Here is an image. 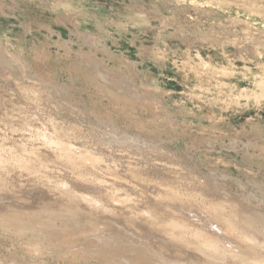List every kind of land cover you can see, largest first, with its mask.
Returning <instances> with one entry per match:
<instances>
[{
  "label": "rangeland",
  "instance_id": "rangeland-1",
  "mask_svg": "<svg viewBox=\"0 0 264 264\" xmlns=\"http://www.w3.org/2000/svg\"><path fill=\"white\" fill-rule=\"evenodd\" d=\"M263 17L264 0H0V264H113L114 252L157 264L161 250L212 264L182 244H214L203 216L219 201L239 234L254 233L251 216L264 226V127H250L264 126ZM168 217L187 223L182 239L159 230ZM231 238L227 255L259 264Z\"/></svg>",
  "mask_w": 264,
  "mask_h": 264
},
{
  "label": "bare ground",
  "instance_id": "bare-ground-1",
  "mask_svg": "<svg viewBox=\"0 0 264 264\" xmlns=\"http://www.w3.org/2000/svg\"><path fill=\"white\" fill-rule=\"evenodd\" d=\"M207 2H208V0H207ZM261 8V7H260ZM243 9H245V8H243ZM263 9V8H262ZM259 11V10H258ZM140 12V11H139ZM248 12V11H247ZM259 12H261V11H259ZM246 13V12H245ZM252 14H255V13H252ZM251 15V14H250ZM261 16H262V14H260ZM254 16V15H253ZM251 17V16H250ZM240 18H241V16H240ZM260 18V17H259ZM264 18V17H263ZM256 19V18H255ZM126 21V20H125ZM132 21V20H131ZM130 21V22H131ZM134 21V20H133ZM132 21V22H133ZM130 22H128V23H130ZM137 22V21H136ZM147 22V21H146ZM146 22H145V20H143L141 17L140 18H138V25H139V31L141 30V29H144V28H146ZM109 23V22H108ZM121 24H123V22L121 23ZM136 24V26H137V23H134V25ZM133 25V26H134ZM247 25V24H246ZM248 26V25H247ZM205 28V27H204ZM147 29V28H146ZM249 30V29H248ZM105 31V30H104ZM254 33H255V31H254ZM247 34H249V33H247ZM162 35V34H161ZM159 37L160 36V33H155L154 34V37ZM220 37V36H219ZM235 38V37H234ZM190 41V40H189ZM228 44V43H227ZM173 46H175L174 45V43L172 44ZM226 45V44H225ZM237 45V44H236ZM177 47V46H176ZM202 57V56H201ZM199 58V57H198ZM201 60V59H200ZM206 63V62H205ZM204 63V64H205ZM206 67V66H205ZM205 69V68H204ZM223 69H225V68H223ZM247 69V68H246ZM246 73V72H245ZM19 75V74H18ZM244 76V75H243ZM248 80V79H247ZM260 80H263V79H260ZM260 82V81H259ZM20 84V83H19ZM237 85V84H236ZM243 85V84H242ZM52 86V85H51ZM259 86V85H258ZM257 86V87H258ZM53 87V86H52ZM241 87V86H240ZM243 87H245V86H243ZM256 88V87H255ZM260 88H261V86H260ZM54 89V88H53ZM237 89H239L238 87H237ZM229 90V89H228ZM241 90H244V88H240V92H241ZM245 91V90H244ZM53 92H54V90H53ZM223 92V91H222ZM232 92V91H231ZM247 92H249V91H247ZM255 92V91H254ZM18 93V92H17ZM234 93V92H233ZM245 93V92H244ZM264 93V92H263ZM230 94V93H229ZM238 94H240V93H238ZM243 94V93H242ZM249 94V93H248ZM255 94V93H254ZM7 95H9L8 93H5L4 91H1L0 92V98L2 97V98H4V97H7ZM63 95V94H62ZM241 95V94H240ZM250 95V94H249ZM12 96V95H11ZM230 96V95H229ZM241 96H244V95H241ZM248 96V95H247ZM254 96V95H253ZM252 96V97H253ZM237 97V96H236ZM249 97V96H248ZM254 98H255V96H254ZM247 99H249V98H247ZM240 105V104H239ZM108 121V120H107ZM161 124V123H160ZM49 125V124H48ZM38 126V125H37ZM250 127H251V130H253V131H262L261 129H263V124H262V122H255V123H252L251 125H250ZM46 129V128H45ZM53 132H54V130H52ZM138 132V131H137ZM262 133V132H261ZM54 134V133H53ZM263 134V136H262V138H264V132L262 133ZM41 135V134H40ZM146 136V135H145ZM144 136V137H145ZM146 138V137H145ZM148 138V137H147ZM34 139V138H33ZM113 141H114V139H113ZM144 141V140H143ZM61 142H63V140H61V139H59V143H61ZM41 143V142H40ZM63 144V143H62ZM67 144V143H66ZM64 145V144H63ZM70 145V144H69ZM157 145V144H156ZM60 146V145H59ZM247 146H248V144H247ZM157 147V146H156ZM56 148V147H55ZM65 148H67V147H65ZM77 148V147H76ZM25 149L27 150V147H25ZM30 149V148H29ZM21 150H23V149H21ZM46 150V149H45ZM30 151V150H29ZM69 151V150H68ZM12 152V151H11ZM35 152V151H34ZM37 152V151H36ZM39 152V151H38ZM1 153V152H0ZM22 153H23V151H22ZM24 153H25V151H24ZM30 153V152H29ZM246 153V152H245ZM19 154V153H18ZM26 154V153H25ZM13 155V154H12ZM175 155V154H174ZM243 155H245L246 157H255L254 156V154H243ZM34 156V155H33ZM20 157H22V156H20ZM69 157H71V156H69ZM86 157H87V154H86ZM115 157V156H114ZM240 157V156H239ZM242 157V156H241ZM94 158H96V157H94L93 156V159ZM243 158V157H242ZM82 159H84V157L82 158ZM257 159V158H256ZM1 160V159H0ZM22 160V159H21ZM47 160H49V159H47ZM53 160V159H52ZM71 160H72V158H71ZM78 160V159H77ZM76 160V161H77ZM54 161V160H53ZM81 161V160H80ZM78 162V161H77ZM21 163V162H20ZM19 163V164H20ZM22 163H23V161H22ZM34 163V162H33ZM18 164V163H17ZM61 164V163H60ZM9 165V164H8ZM11 165V164H10ZM14 165V164H13ZM12 165V166H13ZM32 165V164H31ZM17 166V165H16ZM34 166V165H33ZM36 166V165H35ZM11 169V168H10ZM13 169H14V167H13ZM32 170V169H31ZM31 173V172H30ZM144 174V173H143ZM107 178V177H106ZM114 177H112V179H113ZM114 180V179H113ZM115 181V180H114ZM2 183H3V181H1ZM69 183V182H68ZM67 184V183H66ZM73 184V183H72ZM94 184V183H93ZM101 184V183H100ZM65 186V185H64ZM170 186V185H169ZM67 188L68 187H72V186H66ZM66 187H65V189H66ZM169 188V187H168ZM113 189V188H112ZM170 189V188H169ZM116 191V190H115ZM74 192H75V190H74ZM114 192V191H113ZM141 192V191H140ZM166 192V191H165ZM68 193H70V192H68ZM72 193V192H71ZM81 193V192H80ZM168 193V192H167ZM74 194V193H73ZM83 194V193H82ZM110 196H108V198L110 197V198H112V199H114L115 197L112 195L111 196V194H109ZM123 195V194H122ZM173 195V194H172ZM81 196V195H80ZM79 196V197H80ZM85 196H87L88 197V195H85ZM84 196V197H85ZM142 196V195H141ZM230 196V195H229ZM74 197V196H73ZM76 197H78V196H76ZM75 197V198H76ZM82 197L83 196H81V200H82ZM83 197V198H84ZM121 197V196H120ZM125 197V199L123 200V199H121V200H123L122 202L124 203V204H126L127 206H128V208H133V206L135 205V201L131 198V197H127V196H124ZM109 198V200H111ZM1 199V198H0ZM77 199V198H76ZM86 201H87V203L89 204V203H91L92 205L93 204H96V207H97V205H99L98 207H100V208H102V210H103V208H109V206H110V203H109V201H106L105 203H100V204H97L100 200L95 196V195H93V196H91L90 198L88 197V198H84ZM84 199L82 200V201H84ZM116 199V198H115ZM171 199V198H170ZM218 199V198H217ZM46 200H47V198H46ZM232 200V199H231ZM69 201V200H68ZM67 201V202H68ZM70 201H73L74 202V200H70ZM69 201V202H70ZM76 201V200H75ZM78 201V200H77ZM82 201H81V203H82ZM137 201V200H136ZM181 201H182V199H181ZM69 202L67 203V204H69ZM72 202V204H74ZM171 202H173V201H171ZM231 202V201H230ZM84 203V202H83ZM114 203V202H113ZM185 203V202H184ZM50 204H52V203H50ZM70 204H71V202H70ZM69 204V205H70ZM76 204V203H75ZM85 204H86V202H85ZM140 204V203H139ZM179 207L182 209V210H184V211H186V212H184L183 214H185V213H187L186 215H184V217H186V218H188L189 217V215L191 216V217H195L196 218V220H198V221H200L201 220V218H200V215L199 214H197V212L195 211V212H192V210H190V208L189 209H185V208H182V206H184L181 202H179ZM189 204V203H188ZM80 205V204H79ZM155 205V204H154ZM187 205V204H186ZM206 205V204H205ZM86 206V205H85ZM114 206V205H113ZM188 206V205H187ZM197 206V205H196ZM237 206V205H236ZM71 207V206H70ZM93 207H94V205H93ZM116 207V206H115ZM149 207V206H148ZM3 208V207H2ZM76 208H77V206H76ZM95 208V207H94ZM111 208V207H110ZM147 208V207H146ZM229 208H231V205H230V203H226V202H224V201H219V202H217V203H211V204H209V208H208V211L206 212V214H204V216H203V218L205 219V222L209 225V227H207V229H206V232H207V235L209 236V237H211V238H214V244L213 245H210V244H208V242H207V239H205L204 240V242H200V244L199 243H197V242H193V243H190V242H186V243H188L190 246H188V245H186V243H183L182 244V247H186V248H188V249H191L192 248V253H196V255H198L199 256V258H201L202 260H204L205 258V260H207V258H211V259H215V260H217V262H215L214 261V263H212V264H248V262H249V260L247 259V258H245V257H243V256H239V257H236V258H234V256L233 257H230L229 255H227V253H225V250L224 249H226V250H228V248H230L231 249V247L232 246H234L235 247V244L234 243H236L235 242V239H233V238H231V235L234 233V235H235V233L237 234V236L238 237H242L243 239H245V240H247V241H249V243L251 244V245H253V246H255L256 247V251H255V253H254V257H253V259L255 260L254 262H257V263H259V264H264V248L261 250V252H259V250H258V248H260L261 247V243L263 242L264 243V230H263V227L264 226H262L261 225V227H258L257 226V224H256V226H255V224L254 223H256V222H254L255 221V219H252L253 218V216H251V221L250 222H246L245 220L243 221L244 223H247V225H248V227H252V229L254 230V233H250L249 235H246V234H239L240 232H237V231H239L240 230V228L237 226V221L239 222L241 219H239V215H237V214H239V213H236L235 212V214H231V213H229L228 212V209ZM234 208V207H233ZM242 208V207H241ZM1 209V208H0ZM4 209V208H3ZM2 209V210H3ZM78 209V208H77ZM205 209V208H204ZM2 210H0V215H2ZM107 211H108V209H106ZM118 210V209H117ZM145 210V209H144ZM199 210V209H198ZM206 210V209H205ZM234 210V209H233ZM75 211V210H74ZM78 211H80V209L78 210ZM83 211V210H82ZM85 211V210H84ZM101 211V210H100ZM105 211V210H104ZM111 211H112V209H111ZM128 211V210H127ZM154 211V210H153ZM235 211V210H234ZM239 211H241V210H239ZM21 212V211H20ZM59 212V211H58ZM68 212V211H67ZM97 212H98V210H97ZM101 212H103V211H101ZM129 212V211H128ZM138 212V211H137ZM145 212V211H144ZM232 212V211H231ZM258 212V211H257ZM28 213V212H27ZM60 213H63V212H60ZM78 213V212H77ZM104 213H106V211L104 212ZM108 213V212H107ZM110 213V212H109ZM241 213H244L243 211L242 212H240V214ZM23 214V213H22ZM24 214H25V212H24ZM79 214V213H78ZM83 214H85V213H83ZM103 214V213H102ZM61 215V214H60ZM59 215V216H60ZM70 215V214H69ZM69 215H67V217L66 218H68V216ZM80 215V214H79ZM177 215V214H176ZM252 215V214H251ZM5 216V215H4ZM3 216V217H4ZM8 216V215H7ZM61 216H63V215H61ZM60 216V217H61ZM66 216V215H65ZM76 216V215H75ZM145 216V215H144ZM168 216V215H167ZM77 217V216H76ZM76 217H75V219H76ZM113 217V216H112ZM162 217V216H161ZM245 217V216H244ZM2 218V217H1ZM6 218V217H5ZM59 218V217H58ZM63 218H65V217H62V220H63ZM70 218V217H69ZM114 218V217H113ZM120 220L122 221V222H125V221H129L128 219H126L125 218V216H122V215H120ZM152 218V217H151ZM180 218V217H179ZM241 218H242V216H241ZM44 219V218H43ZM46 219H47V217H46ZM51 219V218H50ZM73 219V218H72ZM77 219H79L78 217H77ZM76 219V220H77ZM146 219H148V218H146ZM154 219V218H153ZM48 220H49V217H48ZM55 220V219H54ZM56 220H57V218H56ZM61 220V219H60ZM67 220V219H66ZM65 220V221H66ZM1 221H3V220H1ZM44 221H46V220H44ZM59 221V220H58ZM68 221V220H67ZM162 221V220H161ZM50 222V221H49ZM53 222V221H52ZM63 222V221H62ZM119 222V221H118ZM2 223V222H1ZM18 223V222H17ZM48 223V222H47ZM69 223V222H68ZM70 223H72V222H70ZM69 223V224H70ZM100 223V222H99ZM103 223V222H102ZM131 223V222H130ZM129 223V224H130ZM149 223V222H148ZM164 225L163 226H160L159 227V230L162 232V233H164L165 235H166V237L170 240V239H174V240H179V239H182V237H183V235H186V232L185 231H183L184 230V226H186V222H184V221H182V220H180V219H177V218H170V217H168L166 220H164ZM3 224H4V221H3ZM49 224V223H48ZM53 224H55L54 222H53ZM52 224V225H53ZM57 224V223H56ZM60 224H61V222H60ZM65 224V223H64ZM77 224L79 225L80 223L79 222H77ZM101 224V223H100ZM182 224H184V225H182ZM31 225V224H30ZM61 225H63V223L61 224ZM81 225V224H80ZM102 226H103V224H101ZM132 225V224H131ZM130 225V226H131ZM159 225V224H158ZM160 225H162V224H160ZM207 225V226H208ZM239 225V224H238ZM32 226H33V224H32ZM51 225L49 224V227H50ZM72 226V225H71ZM71 226H69L70 227V229H71ZM101 226V227H102ZM155 226V225H154ZM43 227H45V226H43ZM54 227H57V225L56 226H54ZM60 227V226H59ZM73 227V226H72ZM76 227V226H75ZM105 227L106 226H104V229H105ZM136 227H137V225H136ZM145 227V226H144ZM149 227V226H148ZM156 227V226H155ZM242 227V226H241ZM27 228V227H26ZM30 228V227H29ZM40 229H41V227H39ZM65 228V227H64ZM68 228V227H67ZM107 228V227H106ZM131 228V227H130ZM157 228V227H156ZM155 228V229H156ZM181 228H183L182 230H181ZM18 229V228H17ZM23 229H24V227H23ZM31 229V228H30ZM39 229V230H40ZM73 229V228H72ZM78 229V228H77ZM109 229V228H108ZM111 229V228H110ZM122 230H123V232L125 233V237L127 236V239L126 240H131V243L133 244V245H135V246H137L136 244H137V239L136 238H138V237H136V235H135V233L131 230V229H129V228H125V227H122L121 228ZM193 229H195L196 231H199V229L198 228H196L195 226H194V228ZM14 230V229H13ZM33 230V229H32ZM37 230V229H36ZM47 230V229H46ZM60 230V229H59ZM73 230H75V229H73ZM242 230V229H241ZM18 231H21V230H17V233H18ZM29 231V230H28ZM111 231V230H110ZM138 231V230H137ZM153 231H155L154 229H153ZM157 231V230H156ZM25 232H27L26 230H25ZM34 232H36L35 231V229H34ZM33 232V233H34ZM21 233H22V231H21ZM32 233V234H33ZM38 233V232H37ZM92 233V232H91ZM116 233V232H115ZM157 233H159V232H157ZM203 233V232H202ZM246 233V232H245ZM30 234V233H29ZM47 234H48V232H47ZM63 234V233H62ZM66 234V233H65ZM75 234V233H74ZM143 234V233H142ZM148 234V233H147ZM159 234H161V233H159ZM191 234L193 235V231L191 232ZM18 235H20V236H22V234H18ZM23 235H25L24 234V232H23ZM31 235V234H30ZM40 235H44V234H41L40 233ZM157 235V234H156ZM70 236V235H69ZM73 236V235H72ZM148 236V235H147ZM191 236V235H190ZM198 236V235H197ZM25 237V236H24ZM38 237V236H37ZM41 237V236H40ZM43 237V236H42ZM68 237V236H67ZM71 237V236H70ZM76 237V236H75ZM29 238V237H28ZM33 238V237H32ZM32 238H30L31 240H32ZM47 238V237H46ZM94 238V237H93ZM96 238V240H98L99 242H102L103 244H109V242H114L113 240H112V237H105V235H103V236H96L95 237ZM116 238V237H115ZM153 238V237H152ZM39 239V238H38ZM43 240L45 239V236L42 238ZM53 239V238H52ZM189 239V238H188ZM40 240V239H39ZM77 240V239H76ZM154 240V239H153ZM157 240V239H156ZM34 241H35V238H34ZM36 241H38V240H36ZM44 241H46V239L44 240ZM58 241H59V239H58ZM119 241V240H118ZM48 242V241H47ZM83 242V241H82ZM123 242H124V240H123ZM175 242V241H174ZM177 242V241H176ZM192 242V241H191ZM79 243V242H78ZM86 243V242H85ZM157 243L158 244H162L164 247H174L171 243H169L167 240H166V238L164 239H161V240H157ZM123 244V243H122ZM125 244V243H124ZM123 244V245H124ZM131 244V245H132ZM147 244V243H146ZM220 244H221V247L223 248V250H220ZM225 244H228V246H225ZM238 244V243H237ZM46 245V244H45ZM57 245V244H56ZM68 245H69V243H68ZM72 245V244H71ZM132 245V246H133ZM149 245V244H148ZM180 245H181V243H180ZM35 246L37 247V245L35 244ZM40 246V245H39ZM49 246V245H48ZM99 246V245H98ZM117 247H118V245H116ZM126 246H128V245H126ZM125 246V247H126ZM146 246V245H145ZM179 246V245H178ZM55 247V246H54ZM158 247V246H157ZM161 247V246H160ZM179 247H181V246H179ZM263 247H264V244H263ZM121 248H124V246L122 247L121 246ZM141 248V247H140ZM178 248V247H177ZM206 248H208V249H206ZM251 248V247H250ZM116 249H119V248H116ZM127 249V248H126ZM144 249V248H143ZM156 249V248H155ZM163 249V248H162ZM253 249V248H252ZM71 250V249H70ZM86 250V249H85ZM94 250H96V249H94ZM158 250V249H157ZM39 251V250H38ZM90 251H91V249H90ZM106 251V250H105ZM116 251H118V250H116ZM127 251V250H126ZM133 251H136V250H133ZM85 252V251H84ZM87 252V251H86ZM140 252V251H139ZM146 252V251H145ZM188 252V253H187ZM190 251H186L185 253H187V254H189V253H191ZM233 252V251H232ZM69 253H70V251H69ZM103 253V252H102ZM136 253V252H135ZM169 252L168 251H166V250H161V251H159V252H155V254L154 255H156V258H157V264H183V263H180L179 262V260H178V258H176V257H174V256H171V255H169L168 254ZM241 253H242V251H241ZM67 255H68V253H66ZM118 254V253H117ZM229 254V253H228ZM244 254V253H243ZM70 255V254H69ZM78 255V254H77ZM113 256L112 257H109V258H111L112 260H111V262L113 263V264H135L134 263V261H133V258H132V256L131 255H129V254H126V255H123V256H121V258L119 259L120 260V262L118 261L117 262V260L115 259V257H116V253L114 252L113 254H112ZM133 255V254H132ZM202 255V256H201ZM71 256H72V254H71ZM65 257V256H64ZM76 257V256H75ZM188 258H191V257H189L188 256ZM116 260V261H115ZM202 260H200V261H202ZM248 260V261H247ZM62 261V260H61ZM251 261V260H250ZM107 262V261H106ZM220 262V263H219ZM108 263V262H107ZM189 263V262H188ZM187 262H185L184 264H188ZM190 263H192L191 261H190ZM211 263V262H210ZM249 264H251L250 262H249ZM256 264V263H255Z\"/></svg>",
  "mask_w": 264,
  "mask_h": 264
}]
</instances>
